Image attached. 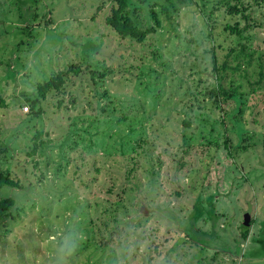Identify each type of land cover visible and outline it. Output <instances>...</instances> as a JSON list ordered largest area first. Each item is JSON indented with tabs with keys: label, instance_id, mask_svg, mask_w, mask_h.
<instances>
[{
	"label": "rangeland",
	"instance_id": "obj_1",
	"mask_svg": "<svg viewBox=\"0 0 264 264\" xmlns=\"http://www.w3.org/2000/svg\"><path fill=\"white\" fill-rule=\"evenodd\" d=\"M184 1L168 18V0H131L146 25L152 9L162 23L139 43L107 26L112 0H0V169L23 185L0 189L18 204L0 264H264V86L250 91L264 0ZM238 22L257 52L221 80L214 58L221 69L241 50L224 29ZM88 65L105 74L97 85ZM71 66L84 75L36 116L27 99ZM219 84L242 86L243 134L223 123L235 103L206 96Z\"/></svg>",
	"mask_w": 264,
	"mask_h": 264
},
{
	"label": "trees",
	"instance_id": "obj_2",
	"mask_svg": "<svg viewBox=\"0 0 264 264\" xmlns=\"http://www.w3.org/2000/svg\"><path fill=\"white\" fill-rule=\"evenodd\" d=\"M160 4V3H158ZM168 6L161 5L168 18H170L173 13L179 12V8L175 5V3L172 2V0H168ZM181 6H185V1L180 0ZM228 6L230 7V11L232 12H239L238 7H231V4L228 2ZM142 8L138 7L137 9ZM136 9L135 6L132 4L131 0H112V9L110 11V14L106 18V24L108 27H110L111 31L116 34L118 37L122 39H132L139 43L145 42L148 35L154 33L157 31V28L161 27V19L158 15V13L152 9L149 11V15H151L152 21L155 23L154 25H146V20H143L139 18V16L135 13ZM232 12V13H233ZM171 15V16H170ZM246 19L248 17H245ZM149 20V18H148ZM51 20L49 19L46 25L50 24ZM226 31H230L233 35H235L237 45L241 47V50L237 52L238 50L236 48L230 49V52L226 54L228 61H226L221 69H217L216 67V59L214 58V71L217 74L221 75V80L225 75H227L228 72H234V73H240L242 71V65H245V63L248 66H251L254 61V56L257 51H251L252 48L250 46H247L244 44L245 40H250L252 37H250L247 34V28H241L240 23H236L234 26L226 25L224 28ZM225 32V31H224ZM263 58V57H262ZM231 62L234 63V67L231 65ZM89 74L91 75V81L94 85H97V77L104 78L105 74L100 73L99 70L97 71H91L90 66H87ZM259 79L254 82V84L250 83L251 85V93H254L258 89H263L264 86V63L260 61L259 64ZM244 71L246 72V69L244 68ZM110 72L107 70V73ZM73 73L74 76H80L84 75V71L81 67H75L71 66L67 71H60L58 73H54L50 78L46 79L44 83H39L38 85V91L34 94V97L28 98L27 102L30 104L33 111L36 110V108L39 106V110L35 112L36 116H39L43 113L44 110V101L48 99L49 95H54L56 92H63L65 88V84L67 82V79L69 75ZM226 73V74H225ZM220 80V81H221ZM210 88V87H209ZM241 87H235L231 90V92L226 91L224 86L222 84H219L218 86L212 85L211 89L207 92L206 96L212 98V103L222 110H224V107L228 102H234L236 107L232 109L231 111H224L223 114V123H226V119L228 121H232L236 128L238 134H243V125L242 120L240 118V115L244 113L245 109V94L241 92ZM157 97H160V93L157 92ZM59 98V97H58ZM64 99L60 100V104H62ZM41 105V106H40ZM60 107V105H58ZM103 111H105V106L101 108ZM247 123V122H246ZM186 126H190V122L185 121ZM259 126V125H258ZM257 126V127H258ZM38 138V136H36ZM213 141H209V143H212ZM187 145V144H186ZM226 149L229 151V154L232 155L233 152L231 150V145L227 141L225 144ZM37 150V143L35 144V147L33 148V152L30 153L31 156H34ZM99 169H97V172ZM135 169L131 168L128 172L130 173V176L134 173ZM10 188V189H22L23 185H21V182L12 177L9 171L4 172L0 169V189L3 188ZM15 199L10 196H3L0 197V227L3 226V223L6 219L11 218V220H15L14 215H12L13 209L17 206ZM113 232V231H112ZM250 229H246L243 233V236L245 239L249 236ZM186 238V236H184ZM110 244V242L104 243V247H107ZM179 246L175 245L171 252L177 251V248ZM219 254V251H215L212 254V257L215 258Z\"/></svg>",
	"mask_w": 264,
	"mask_h": 264
},
{
	"label": "clouds",
	"instance_id": "obj_3",
	"mask_svg": "<svg viewBox=\"0 0 264 264\" xmlns=\"http://www.w3.org/2000/svg\"><path fill=\"white\" fill-rule=\"evenodd\" d=\"M75 249L74 248H71V249H68V254L70 255L72 252H74Z\"/></svg>",
	"mask_w": 264,
	"mask_h": 264
}]
</instances>
